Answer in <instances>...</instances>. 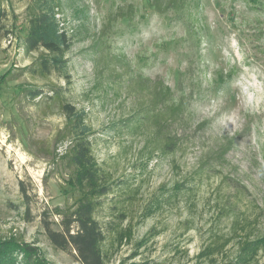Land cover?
I'll list each match as a JSON object with an SVG mask.
<instances>
[{"label":"rangeland","instance_id":"rangeland-1","mask_svg":"<svg viewBox=\"0 0 264 264\" xmlns=\"http://www.w3.org/2000/svg\"><path fill=\"white\" fill-rule=\"evenodd\" d=\"M0 1L12 31L0 38V240L39 247L51 264H77L40 229V214L64 207L68 191L59 159L67 144L54 142L64 118L50 89L85 111L95 159L121 183L96 212L103 226L131 229L109 264H198L202 249L228 240L199 261L224 264L240 238L264 235V7L177 0L160 14L153 0H57L73 39L65 82L24 71L36 57L18 39L32 0ZM143 79L170 89L160 111L177 104L179 116L133 128L152 110ZM27 89L42 98L30 100ZM164 135L177 140L174 152L151 154ZM253 264H264V249Z\"/></svg>","mask_w":264,"mask_h":264},{"label":"trees","instance_id":"trees-1","mask_svg":"<svg viewBox=\"0 0 264 264\" xmlns=\"http://www.w3.org/2000/svg\"><path fill=\"white\" fill-rule=\"evenodd\" d=\"M152 2L151 6L160 14L179 7L177 0ZM247 2L256 8L264 7V0ZM62 12L61 4L57 0H32L27 6L26 22L21 31L19 30L18 39L27 53L36 54L32 63L24 68L33 77L47 78L56 74L65 82L69 80L66 55L73 45V39L58 17ZM8 18V13L0 1V38H6L12 33L8 27ZM143 80L153 86L155 95L150 104L152 110L146 116L143 114V119L135 120L133 128L159 125L179 116L181 109L177 104L171 105L169 111H160L171 96L170 89L162 82ZM47 92L51 93L48 99L57 104L64 118L62 128L55 133L54 142L67 144L59 159L67 172L64 182L68 191L64 207H55L40 214V229L52 248L63 252L73 251L77 264H109L112 248L131 238V229L123 232L109 223L103 226L97 220L96 212L102 208L103 199L112 195L121 183L115 181L111 172L100 166L95 159L89 139L93 133L87 124L85 111L76 109L62 99L60 90L50 89ZM43 93L41 89L26 90L27 97L32 101L42 98ZM156 147V144H152L151 154L171 153L177 147V140L170 135H164L161 146ZM180 189L181 186L174 187L176 191ZM20 190L25 195L23 184ZM123 216L121 215L122 219ZM53 218H56L55 221ZM53 225L58 228L54 229ZM154 235L152 228L139 242L140 246ZM229 242L226 240L216 247L207 246L202 249L196 258L198 264L201 260H213L214 250L217 247L224 248ZM236 249L232 260L224 264H253L258 253L264 249V235L252 240L240 238ZM0 264L51 263L39 247L10 238L0 240Z\"/></svg>","mask_w":264,"mask_h":264}]
</instances>
